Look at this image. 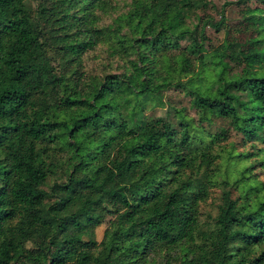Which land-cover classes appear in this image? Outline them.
<instances>
[{"label":"trees","instance_id":"trees-1","mask_svg":"<svg viewBox=\"0 0 264 264\" xmlns=\"http://www.w3.org/2000/svg\"><path fill=\"white\" fill-rule=\"evenodd\" d=\"M0 264H264V0H0Z\"/></svg>","mask_w":264,"mask_h":264},{"label":"rangeland","instance_id":"rangeland-1","mask_svg":"<svg viewBox=\"0 0 264 264\" xmlns=\"http://www.w3.org/2000/svg\"><path fill=\"white\" fill-rule=\"evenodd\" d=\"M218 4H222L225 0H215ZM210 35L212 36L213 40L215 43H219L220 39L222 38L223 36V33H216L214 32L213 30H210ZM173 97L174 98V102L178 104V106H182V105H185L188 107V113L191 114V115H194L195 112H193L190 107H189V98L184 96V95H180L179 97L177 96L176 93H173ZM168 105V103H167ZM166 107V106H165ZM158 108L155 112L157 113V115H163L165 114L166 112V109L167 108ZM104 229H105V225L101 226L98 228V231H97V237L99 240L102 239L103 237V232H104Z\"/></svg>","mask_w":264,"mask_h":264}]
</instances>
